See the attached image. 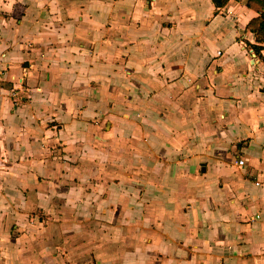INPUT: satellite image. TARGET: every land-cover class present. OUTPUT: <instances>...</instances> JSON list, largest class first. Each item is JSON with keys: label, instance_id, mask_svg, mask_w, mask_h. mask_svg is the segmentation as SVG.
<instances>
[{"label": "crops", "instance_id": "obj_1", "mask_svg": "<svg viewBox=\"0 0 264 264\" xmlns=\"http://www.w3.org/2000/svg\"><path fill=\"white\" fill-rule=\"evenodd\" d=\"M246 1L0 0V264H264Z\"/></svg>", "mask_w": 264, "mask_h": 264}, {"label": "trees", "instance_id": "obj_2", "mask_svg": "<svg viewBox=\"0 0 264 264\" xmlns=\"http://www.w3.org/2000/svg\"><path fill=\"white\" fill-rule=\"evenodd\" d=\"M216 9H221L228 0H211ZM246 7L258 14V17L248 24L249 30L254 33L255 41L259 46H253V51L259 55L264 43V0H247Z\"/></svg>", "mask_w": 264, "mask_h": 264}, {"label": "built area", "instance_id": "obj_3", "mask_svg": "<svg viewBox=\"0 0 264 264\" xmlns=\"http://www.w3.org/2000/svg\"><path fill=\"white\" fill-rule=\"evenodd\" d=\"M238 165H239V166H243V165H244L243 160H239V161H238Z\"/></svg>", "mask_w": 264, "mask_h": 264}]
</instances>
